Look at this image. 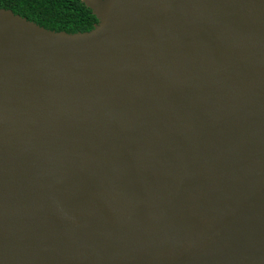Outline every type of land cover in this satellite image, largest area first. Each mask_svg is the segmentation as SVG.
<instances>
[{"label":"water","instance_id":"obj_1","mask_svg":"<svg viewBox=\"0 0 264 264\" xmlns=\"http://www.w3.org/2000/svg\"><path fill=\"white\" fill-rule=\"evenodd\" d=\"M0 7V264H264V0Z\"/></svg>","mask_w":264,"mask_h":264},{"label":"trees","instance_id":"obj_2","mask_svg":"<svg viewBox=\"0 0 264 264\" xmlns=\"http://www.w3.org/2000/svg\"><path fill=\"white\" fill-rule=\"evenodd\" d=\"M0 7L55 31H89L98 22L83 0H0Z\"/></svg>","mask_w":264,"mask_h":264}]
</instances>
